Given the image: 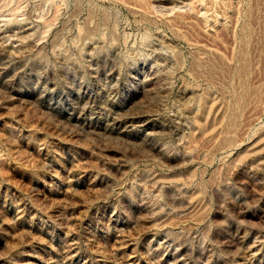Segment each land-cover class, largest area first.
I'll return each mask as SVG.
<instances>
[{
    "label": "rangeland",
    "instance_id": "1",
    "mask_svg": "<svg viewBox=\"0 0 264 264\" xmlns=\"http://www.w3.org/2000/svg\"><path fill=\"white\" fill-rule=\"evenodd\" d=\"M0 264H264V0H0Z\"/></svg>",
    "mask_w": 264,
    "mask_h": 264
}]
</instances>
